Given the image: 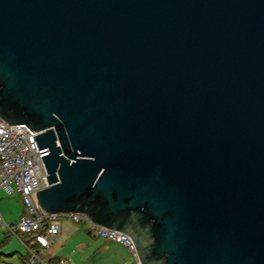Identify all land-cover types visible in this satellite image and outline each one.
I'll use <instances>...</instances> for the list:
<instances>
[{
    "label": "water",
    "instance_id": "obj_1",
    "mask_svg": "<svg viewBox=\"0 0 264 264\" xmlns=\"http://www.w3.org/2000/svg\"><path fill=\"white\" fill-rule=\"evenodd\" d=\"M0 118L48 147L46 212L264 264V0H0Z\"/></svg>",
    "mask_w": 264,
    "mask_h": 264
},
{
    "label": "built area",
    "instance_id": "obj_2",
    "mask_svg": "<svg viewBox=\"0 0 264 264\" xmlns=\"http://www.w3.org/2000/svg\"><path fill=\"white\" fill-rule=\"evenodd\" d=\"M37 131L26 123H9L0 118V191L6 195L18 193L24 207L16 222L3 221L11 233H30L34 235L35 244H26L28 264H54L44 259L41 254L60 234L61 222L58 213L43 210L35 197V191L47 185V170L42 154L48 147H39L34 134ZM69 220H87L97 233L103 237L124 243L135 253L132 238L118 229L96 224L85 213H66ZM0 212V219H1ZM46 222V227L42 224ZM137 264H141L136 257ZM55 264H70L59 259Z\"/></svg>",
    "mask_w": 264,
    "mask_h": 264
},
{
    "label": "rangeland",
    "instance_id": "obj_3",
    "mask_svg": "<svg viewBox=\"0 0 264 264\" xmlns=\"http://www.w3.org/2000/svg\"><path fill=\"white\" fill-rule=\"evenodd\" d=\"M4 202H8L14 214L20 213L24 207L23 200L18 193L11 196L0 191V205ZM58 217L66 228L68 216L61 213ZM64 236L54 243L50 251L46 252V250L43 256L46 257L54 248L60 247L62 255L68 254L71 250L73 253L76 251L75 258L74 256L68 257L70 264H137L134 253L127 245L99 235L87 220H71ZM6 249H10L13 254H6L4 252ZM1 252L5 254L3 255L4 260L20 263V255L25 254L26 248L16 235L4 228L0 237Z\"/></svg>",
    "mask_w": 264,
    "mask_h": 264
},
{
    "label": "crops",
    "instance_id": "obj_4",
    "mask_svg": "<svg viewBox=\"0 0 264 264\" xmlns=\"http://www.w3.org/2000/svg\"><path fill=\"white\" fill-rule=\"evenodd\" d=\"M0 212H1V217H2L0 219V237H1V235H2V229H4V228L6 229V227L3 226V221L2 220L8 221V222L9 221L10 222H16V221L19 220L20 214H21L22 211L20 213L18 212V213H15L14 214L13 211L11 210L10 205L8 204V202H4L3 205H0ZM70 221H69V218H68V224H67V227L66 228L61 223L59 236L54 239V241L52 242V244L46 249L47 251L45 250L46 252L50 251V249H52L54 247V245H55L54 243H56L58 240H60V239H62V238L65 237L64 236V233H65V231H67V229L69 227V222ZM12 234H14V233H12ZM14 235H16L22 241V243L24 244V246L26 248V252H25V254H21L20 255V258H21V262L20 263H15V262L10 261V260L8 262L7 260H4L3 259V260L0 261V264H24L23 262H25V264H28L27 263L28 252H27V246H26V244H35L34 243V235L33 234H30V233H21V232L20 233H17V234H14ZM10 249H6L4 252H6V254H13V252ZM45 251L43 253H45ZM43 253L41 254V256L44 259L50 260V259L53 258V261L56 262L57 260H59L61 258V259L67 260L70 263L68 257L74 256L75 253H76V251H74V253H73V251L71 250V251H69L68 254L62 255L61 254L62 251H61L60 247H57V248H54L52 250V252H49V254L46 257L43 256ZM74 258H75V256H74ZM52 263H54V262H52Z\"/></svg>",
    "mask_w": 264,
    "mask_h": 264
},
{
    "label": "trees",
    "instance_id": "obj_5",
    "mask_svg": "<svg viewBox=\"0 0 264 264\" xmlns=\"http://www.w3.org/2000/svg\"><path fill=\"white\" fill-rule=\"evenodd\" d=\"M46 225H47L46 222H43V224H42L43 228H45ZM3 255H4V253L1 252L0 253V261L3 260ZM50 260L55 263V261H53V258L50 259ZM23 263L25 264V262H23Z\"/></svg>",
    "mask_w": 264,
    "mask_h": 264
}]
</instances>
